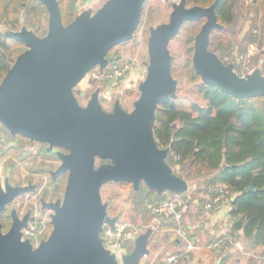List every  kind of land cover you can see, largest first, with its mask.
I'll use <instances>...</instances> for the list:
<instances>
[{"label":"water","instance_id":"95a60500","mask_svg":"<svg viewBox=\"0 0 264 264\" xmlns=\"http://www.w3.org/2000/svg\"><path fill=\"white\" fill-rule=\"evenodd\" d=\"M39 1L49 13L46 34L27 26L5 31L26 49L0 81V122L13 135L48 142L49 150H67L57 152L61 164L51 173L56 178L68 171V178L63 198L43 199L53 210V228L35 247L23 239L15 211L9 231L4 232L0 222V264H141L150 253L153 229L138 234L133 250L123 254L120 263L102 236L106 225L114 228L119 220L109 214L102 187L115 181L131 183L134 189L144 182L158 193L189 190V181L168 162L170 147L158 144L154 129L160 103L177 98L172 39L186 21L206 18L195 36L194 69L205 83L237 98L264 96V74L257 67L241 75L234 63H225L210 48L213 30L222 27L216 9L220 0L208 6L180 0L174 2L169 21L149 28L147 73L133 108L126 109L118 96L108 110L100 87L89 93L79 85L94 67L108 65L110 49L133 38L147 0H105L67 24L59 0ZM98 159L108 162L98 165ZM34 187L15 186L8 179L6 189L0 184V213L18 194Z\"/></svg>","mask_w":264,"mask_h":264},{"label":"rangeland","instance_id":"374dc122","mask_svg":"<svg viewBox=\"0 0 264 264\" xmlns=\"http://www.w3.org/2000/svg\"><path fill=\"white\" fill-rule=\"evenodd\" d=\"M63 1L67 4L69 0ZM104 1L101 0L102 3ZM179 1L147 0L144 5L141 23L133 38L110 51L111 56H119V60L128 62L130 67L126 77L116 85L112 84L113 81L97 79H94L96 83L88 85L90 91L95 90L97 87L101 88L102 103L105 108H112L118 96H120L125 108L129 110L133 108V103L140 94L139 83L146 76L145 62L149 60V28L169 21L173 4ZM27 3V9H22L21 11L20 25L14 30L21 29L23 26L28 27L24 19L26 16L31 21L39 22L40 20L42 28L45 29L48 26L49 17L46 8L44 10L37 9L34 12L31 8L34 4L33 1L27 0ZM232 3L234 4L235 19L230 24H223L221 29L216 28L213 30L211 37L212 47L216 48L219 54L225 57V60L242 61L245 73H249L259 67L264 74V0H232ZM194 4L188 1V5L192 6ZM0 20L2 24L3 19L1 17ZM203 23L204 20L197 22L195 26L197 32ZM11 27L12 24H2L0 25V30L13 29ZM39 32L42 31L39 30ZM189 34H191L190 30L185 29L181 35L172 39L170 43L171 52L174 55L175 71L173 74L178 79L177 98L175 99L180 107L186 109H192L194 103H199L203 106L207 104V100L199 90L200 81L194 80L191 76V65L188 60L189 43L186 40ZM25 49V44L10 42V48L4 51L15 61L18 54ZM92 71L93 69L89 73L90 76ZM82 102L86 103V100L82 99ZM0 132H2L0 137V182L4 183L5 177L8 176L11 182L15 184H23L29 181L38 184L35 193L19 196L14 201V205L16 203L19 205L24 201L26 205H30L33 209V218L30 225L31 230L38 232L36 238L38 244L41 239H45L50 235L52 229L50 224V213L52 210H42L39 197L45 195L48 199L56 200L64 196L67 181L66 175L53 180L50 174V170L57 168L61 163L56 153L58 148H54L49 152L48 150L44 151L46 146H48L47 143L32 141L30 138L20 135H12L1 122ZM175 159L178 158L175 157ZM97 164H100L99 159ZM176 168L190 180L189 190L186 192V196H183V199L185 202H190L188 207H186L187 215L189 216L186 220L192 229L190 222L199 220V215L206 211V209L202 211L200 208L209 198V195L205 194V190L209 187L207 179L210 175L205 167L198 164L195 165L192 175L188 174L190 171L188 163L181 166L178 163ZM199 168H202L201 174H199ZM147 189V185L143 182L140 190H138L139 192H136L131 183L112 181L102 187L103 200L108 203L109 214L111 216L118 215V222L128 225L126 228L127 237L123 238L124 248L122 249V254L133 250L135 238L138 234L153 226L152 237L149 241L150 253L143 257L141 264H159L161 262L173 264L170 261L172 256L176 259L175 264H213L215 255L220 252L216 253L211 245L207 244L210 237L199 230L198 233H201L202 238L200 237V240L202 241L199 242L200 245L198 246L191 239V236H187L186 239L181 238L178 229L164 225L165 222L171 220V217L166 216L169 214L156 213L154 215L148 206V201L157 200V198L155 196H152V199L151 196L148 198ZM166 196L168 197L169 195ZM201 198L204 201H201ZM140 225H142L141 228L139 227ZM105 235L104 231L102 235L104 239ZM177 238H181L180 242L176 240ZM189 243L194 245L190 247ZM119 258L121 263V254Z\"/></svg>","mask_w":264,"mask_h":264},{"label":"trees","instance_id":"16d2710c","mask_svg":"<svg viewBox=\"0 0 264 264\" xmlns=\"http://www.w3.org/2000/svg\"><path fill=\"white\" fill-rule=\"evenodd\" d=\"M32 1L34 4L31 8L34 12L37 9L44 10L46 8L41 1ZM59 1L64 22L67 24L79 12L77 9L78 0H69L67 4L63 0ZM188 1L208 6L214 0ZM27 4V0H0L2 24H12L11 28H18L22 16L21 11L27 9ZM216 9L222 27L223 24H230L234 21L235 10L232 0H220ZM24 19L26 20L25 24L34 29L38 35L46 34L48 26L45 29L42 28L40 20L39 22L31 21L28 16ZM203 20L205 22L206 18L186 21L175 37L181 35L185 29L190 30L191 34L186 39L189 43L190 72L194 80L200 81L199 90L207 100V104L203 106L194 103L192 109H186L180 107L176 99L170 98L162 101L156 111L155 137L161 147H170L168 162L175 172L188 181H190L188 177L177 170L178 163L180 166L185 163L189 164V175H192L196 164L202 165L207 170L210 177L207 179L209 187L205 190V194L209 195V198L200 209L203 211L206 208V203L212 199L222 185L227 186L234 194L229 211L232 219L229 230L234 234L242 230L246 246L264 247V96L240 99L221 90L215 84L205 83L202 80L194 69L193 53L195 36L199 32L196 31L195 26L197 22ZM190 26L192 27L188 28ZM39 30L42 32H39ZM10 42L24 44L7 36L5 31L0 30V81L14 62L10 55L4 51L10 48ZM212 43L211 40L210 48L225 63H234L236 71L241 75L248 73L244 72L242 61L225 60V57L219 54L216 48L212 47ZM110 51L108 57L113 61L120 62L119 56H111ZM174 71L173 59L172 72ZM46 150L44 149V151ZM175 154H180V158L175 159ZM198 170L201 174L202 168ZM251 185H253V189L250 190ZM140 187L135 189L136 192L140 190ZM147 188V197L151 196L152 199V196H155L157 198V200H150L152 203L162 201L167 198L166 195L174 196L177 194L172 191L158 193L148 186ZM186 194L182 195L186 196ZM200 200L204 201L203 198ZM188 204L190 202H185L182 225L187 230L188 235L191 236V239L195 240L197 229L192 230L186 220V218H189L186 209ZM166 216L171 217V220L165 222L164 225L177 228L178 223L174 215L169 214ZM227 259L228 257L223 255L220 257L219 264H224Z\"/></svg>","mask_w":264,"mask_h":264},{"label":"built area","instance_id":"2783aa9c","mask_svg":"<svg viewBox=\"0 0 264 264\" xmlns=\"http://www.w3.org/2000/svg\"><path fill=\"white\" fill-rule=\"evenodd\" d=\"M1 25V22H0ZM130 65L128 62H118L110 59V62L104 68L96 66L93 68L91 77L97 80L113 81L112 84L120 83L127 75ZM147 69V68H146ZM90 73V72H89ZM147 73V71H146ZM2 132H0V137ZM176 158H180V154H175ZM234 195L232 191L225 185H222L217 193L206 203V207L213 210H219L227 208L231 209V201L233 200ZM148 206L155 213H167L172 214L175 217L176 222L178 223V232L181 235V238L186 239L188 235L187 230L182 225L184 220V206L185 201L182 194H176L174 196H169L158 203L148 202ZM128 225L124 223L117 222L116 226L113 228L109 225L105 226V244L112 251L119 255L122 254V249L124 248L123 238L127 237V228ZM180 238V239H181ZM232 238V239H231ZM233 235H224L217 238L212 244L211 247L219 253L224 248L227 240H233ZM193 240V239H192ZM194 241V240H193ZM190 247L193 243H189ZM170 261L175 264L176 259L174 256L171 257Z\"/></svg>","mask_w":264,"mask_h":264},{"label":"crops","instance_id":"0c3cea01","mask_svg":"<svg viewBox=\"0 0 264 264\" xmlns=\"http://www.w3.org/2000/svg\"><path fill=\"white\" fill-rule=\"evenodd\" d=\"M101 3V0H78L77 9L79 12L87 8L95 9L100 6ZM88 85H90V83L86 78L80 83L79 87L81 89H85L86 87H88ZM205 209L206 211L202 215H199V220L193 222V220L191 219L192 222H190V224H192V229H197V236H195L194 240L197 246L200 245L199 242L202 241L200 240V237L202 238V235L200 232L198 233L199 230L210 237V240L207 243L210 245L217 238L224 235L234 236L233 240H227L220 254L215 255L213 264L217 262L219 263L220 257H222L223 255H226L228 257L227 261L224 264H264L263 246H246L242 230L237 231L235 234L229 230L232 225V219L229 213L230 210H227V208L225 209V207L219 210H213L207 207ZM211 239L213 240L212 242ZM193 245L194 244H192V246Z\"/></svg>","mask_w":264,"mask_h":264},{"label":"flooded vegetation","instance_id":"af4514ba","mask_svg":"<svg viewBox=\"0 0 264 264\" xmlns=\"http://www.w3.org/2000/svg\"><path fill=\"white\" fill-rule=\"evenodd\" d=\"M86 78L89 80V81H91V80H93L92 78H91V76L89 75V73H88V76H86ZM85 78V79H86ZM95 81V80H94ZM95 83H96V81H95ZM80 88V87H79ZM81 89V88H80ZM85 90H87L89 93H91L92 91H90L89 89H88V87H86L85 88ZM102 98V97H101ZM82 99H85V98H83V97H80V100H81V102H82ZM86 100V99H85ZM115 102V101H114ZM83 103V102H82ZM113 105H114V103H113ZM113 107V106H112ZM108 109V108H107ZM127 109V108H126ZM108 110H111V108L110 109H108ZM129 110V109H128ZM2 136V135H1ZM32 140V139H31ZM32 141H36V140H32ZM39 142H44V141H39ZM45 143H47L48 144V146H46V148L45 149H47L48 150V152L49 151H52L54 148H58V150H57V152L58 151H64V152H67V150H65V149H63V148H61V147H58V146H54L53 147V149H51V150H49V143L48 142H45ZM56 152V153H57ZM58 155V154H57ZM59 157V156H58ZM60 158V157H59ZM61 160V159H60ZM100 160V163H107L108 162V160L106 159V160H103V159H99ZM61 164V163H60ZM58 168V167H57ZM57 168H55V169H57ZM55 169H53V170H55ZM52 169L50 170V174H51V177H52V179L53 180H57L59 177H61V176H63V175H66V180H67V178H68V171H66V172H64V173H61V174H59L56 178H54L53 177V175H52V171H53ZM9 180V183H11L12 185H15V186H21V185H28V186H32V185H35V187L34 188H31L30 190H27L26 192H24V193H21V194H18L11 202H9L7 205H6V207L1 211V213H0V222L2 223V229H3V231L4 232H7V231H9L11 228H12V226L14 225V222H15V216H14V211H15V213H16V218L18 219V224L20 225V229H21V231L23 232V239H28L31 243H32V245L35 247L36 245H38L42 240H44V239H41L40 241H39V243L37 244V240H36V238H37V235H38V232H36L35 230H31V225H30V223H31V220H32V218H33V209L31 208V206L29 205H26V203L24 202V201H22L19 205H18V203H16V205H14V201L16 200V198H18L19 196H24V195H26V194H28V193H35L36 192V190H37V188H38V184L37 183H34V182H32V181H29V182H27V183H23V184H19V183H17V184H15V183H13V182H11V180H10V178L7 176V177H5V181H4V183H2V182H0V184H2V186L6 189V180ZM66 184H67V181H66ZM65 188H66V186H65ZM65 192V191H64ZM40 203H41V208H42V210H44V209H50V208H48V207H45L44 206V200L45 201H47V202H49V201H55V200H51V199H48V198H46V196L45 195H41L40 197ZM44 199V200H43ZM57 200V199H56ZM50 210H52V209H50ZM53 211V210H52ZM51 211V213H50V224L52 225V228H53V224H52V212ZM51 231H52V229H51ZM46 239V238H45ZM178 242H180V238H177L176 239Z\"/></svg>","mask_w":264,"mask_h":264}]
</instances>
